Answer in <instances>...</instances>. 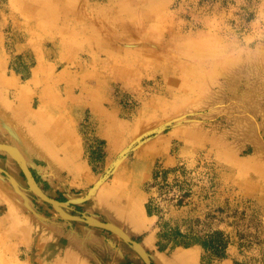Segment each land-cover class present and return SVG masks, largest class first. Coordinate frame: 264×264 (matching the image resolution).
Returning <instances> with one entry per match:
<instances>
[{"label":"rangeland","instance_id":"1","mask_svg":"<svg viewBox=\"0 0 264 264\" xmlns=\"http://www.w3.org/2000/svg\"><path fill=\"white\" fill-rule=\"evenodd\" d=\"M85 1L89 9L99 10L114 0ZM145 7L148 23L142 37L119 39L115 47L96 39L84 40L78 46H72L73 42L61 46L54 34L36 33L13 0H0V64L5 76L27 85L41 58L51 65L52 81H56L59 94L54 111L73 131L78 159L85 166L80 173L61 167L58 170L49 160L23 151L37 185L49 197L70 205L71 209H66L70 216L63 217L53 203L30 190L20 164H11V157L0 151L3 180L16 177L33 214L61 230L45 241L46 235L40 233L44 226L32 220L28 208L24 215L17 216L8 198L1 197L0 264H74L69 258L71 262H65L64 250L70 241L66 233L73 228L84 235L95 230L103 245L110 244L111 252L92 249L99 264H147L131 242L85 220L87 214L104 222L118 220L109 212L107 215L98 200L124 169L116 168L115 162L127 147L122 162L136 171L141 206L140 217L133 220L138 227L135 233H128L147 248L151 264H159L155 255L171 256L177 250L193 248H198L199 254L195 264H264V177L251 167H264L256 159L262 155L259 150L264 152V82L253 77L243 80L251 90V94L246 92V99L257 104L255 121L263 126L255 134L257 144L253 139L237 143L241 134L236 133L235 125L251 119H245V110L225 107L228 99L221 98L228 87L221 84V98L213 106H196L201 92L208 88L206 80L189 101L179 104L183 108L168 102L163 113L149 120L153 114L142 120L140 127L132 128L143 110L148 108L149 114L157 111L151 109L155 102L170 95L165 92V72L156 56L160 44L153 45L146 38L148 32L162 36L172 31L186 38L204 34L226 45L221 53V66L226 68L240 52H247L252 60L264 56V0H146ZM72 21L67 20L75 24ZM225 77L217 79L223 83ZM89 87L98 89L100 97L92 98ZM43 100L40 91L29 92L28 103L33 110L39 109ZM97 106L131 129L130 139L122 147L110 145ZM178 109L186 113L175 122ZM251 122L255 124L254 119ZM188 126L198 128L196 134H190ZM6 135L10 134H0V142L11 141ZM247 166L252 174L243 179L241 169ZM48 167L61 175L50 177ZM100 182L90 197V191L94 192ZM211 237L216 249L206 245ZM120 249L121 256L116 252Z\"/></svg>","mask_w":264,"mask_h":264},{"label":"bare ground","instance_id":"2","mask_svg":"<svg viewBox=\"0 0 264 264\" xmlns=\"http://www.w3.org/2000/svg\"><path fill=\"white\" fill-rule=\"evenodd\" d=\"M145 1L114 0L109 4H105L104 7H99L100 9L97 10L89 9L85 4V0H13L25 13L28 23L36 33L54 34V37L59 40L61 46H65L69 42H73L72 46H78L84 44V40L92 41L96 39L101 40L103 44L111 47H115V41L119 39L139 38L142 37L141 34L145 33V26L148 23L146 20L147 11ZM68 18L74 20L72 22L75 24L72 25L70 22H67ZM60 24L63 25L61 26ZM73 28L75 29L72 33H67L68 29ZM96 32L98 33L97 35L94 34ZM78 33L86 34L81 35ZM151 33L148 32L146 38H149L150 42H154L155 44L153 43V45L155 46L157 44L159 46L160 44V50H158L159 52H157L158 54L156 56H159L160 66L163 67V72H165H162L165 92L170 93L171 96L160 98L155 102L151 109L154 108L157 111L149 114L148 108L143 110L138 116L139 118L134 122L132 128L140 127L141 125L138 124L153 114L149 120L163 113L168 102L179 107L180 103L189 101V98L199 90H196V88H199V84L206 80L205 83L206 86L208 85V88L201 92L202 97L196 106H202L206 103H211L213 106L221 98V91L224 88L220 87L221 84L228 87L225 95L221 98L224 99L226 96L228 99L226 101L227 106L225 107H235L237 110H245L247 113V118L245 119H251V121L254 119L255 122L253 124L250 121L252 123L251 125L250 122L246 124L238 122L235 125L236 133L238 134L239 132L241 134V139L238 138L237 143H243L245 140L253 139L252 142L257 144L255 134H259L260 132L258 130L262 131L263 126L262 124H257L258 122L255 121L258 112L256 113L254 109L257 108V104L255 101L246 99V92L251 94V90L250 87L248 88L243 84V80L248 77H253L264 82V56H257L252 60L249 59L247 52H240L235 55L236 57L230 64H227V67L225 66L226 68H222L221 53L224 52L223 50L226 45L221 44L219 41H213L204 34L186 38L180 37V35L172 31H168L167 34H162V36H151ZM159 47L156 49H159ZM166 68H169V70L166 71ZM215 68L218 70L214 71ZM124 71L128 73L129 69L125 68ZM225 74V81L220 83L217 77L225 76ZM210 77L213 79L211 82ZM19 84L15 78H7L5 76L1 63L0 134L2 136L10 134L9 136L6 135V137L11 141L0 142V151L11 157V164L16 162L24 169L30 190L33 193L37 194L43 200L53 203L60 215L69 217L70 213L66 209H71L70 205L49 197L37 185L27 166V159L23 154V151H26L30 156L34 154L49 160L58 170L67 169L78 173L85 170L83 162L78 159V147H76V139L72 133L73 131L57 115V112L54 111V108L59 104V94L56 88L58 86L56 81H52L51 65L41 58L34 71L32 80L27 85ZM13 85L15 87L12 91L11 87ZM32 89L34 91H40L44 99L43 104L37 110H33L28 103L29 92ZM89 91L91 92L92 98L96 99V97H100L98 89L89 87ZM252 92L255 93L254 91ZM222 104L220 107H222ZM97 110L99 115L105 120V128L102 126V131L107 133L110 145L114 148L122 147L130 139L128 133L129 131L132 132L131 129L128 125L124 126L123 124L125 123L117 121L104 110L102 111L98 106ZM181 110L178 109L179 112L176 110L175 117L172 116L175 118V122L180 121L181 119L178 118L185 115L186 112L181 113ZM188 117L190 116H186V118ZM184 126L186 125H182L181 127ZM240 128H242L241 132L239 131ZM195 129L198 128L188 126L190 134H196ZM128 151L129 147L125 148L117 156L118 160L115 162V167L117 166L120 169L123 166L124 169L115 177L112 185L102 191L101 199L98 200L99 205H102L101 207L107 211L106 214L109 215L110 213L115 217V220L116 218L118 219L116 221L120 224L115 221L104 222L90 214L85 216V220L100 228L111 230L125 241L133 243L132 241L134 239L128 233L126 224L131 227H138L133 220L136 217H140L141 206L139 201L140 196L135 187L136 171L134 172V169H131V164H126V162L124 164L122 162L126 158ZM258 152H261L262 155L261 157H256V159L261 161V164L264 166V152L260 150ZM120 162L122 163L120 164ZM258 166V164H253L251 167L259 170L260 172L258 173L260 176L264 177V167L259 168ZM48 168L50 177L55 178L61 175L53 171L52 168ZM3 171V167L0 166V198L3 196L7 197L16 215H24L25 211L27 212L26 207L31 208V206L24 199V195L20 189L21 184L13 175L10 176L11 180H3L1 176V172ZM243 172L245 174L241 175L242 178L249 179L252 174L251 168L248 166L243 167L241 173ZM102 183L100 182L98 184L94 192L90 191V197L95 195ZM30 208H28V215L37 224L40 223V225L44 226V228L40 227L43 230H39L42 231L40 233L44 236L46 235L44 237L45 241H47L46 238L54 237L57 235V232H61L60 227L41 221L35 216L36 213L33 214ZM131 221L134 224L130 225ZM31 231L35 232L33 230ZM66 234L71 242L64 248L66 251L65 262L72 261L74 264H99L101 262L92 249L97 248L100 251H104V249L110 246V244H102V240L95 230H92L90 234L84 235L78 233L73 228L69 232L67 231ZM133 248L145 262L147 257L151 261L144 244L139 242L133 243ZM118 251H120V254L123 253L122 249Z\"/></svg>","mask_w":264,"mask_h":264},{"label":"crops","instance_id":"3","mask_svg":"<svg viewBox=\"0 0 264 264\" xmlns=\"http://www.w3.org/2000/svg\"><path fill=\"white\" fill-rule=\"evenodd\" d=\"M115 222H117V221H115ZM117 223H119V222H117ZM130 225H132V224H130ZM126 226L128 228V232L135 233L134 232V228L135 227L132 226L133 227L132 228L128 224H126ZM66 237H67V235H66ZM70 242L71 241H69V243ZM109 248H110V246L107 247L106 249H104V252H107V251L111 252V250ZM146 250H147V248H146ZM102 252L103 251H101V253ZM116 252L119 253L120 256L123 255V253L120 254V251H116ZM198 256H199V254H198V248H193V249H181V250H177V252H175L171 256H166V255L161 256L160 254L159 255H155V258H156V260H158L159 264H195L196 263V259L198 260ZM149 257H150V255H149Z\"/></svg>","mask_w":264,"mask_h":264},{"label":"trees","instance_id":"4","mask_svg":"<svg viewBox=\"0 0 264 264\" xmlns=\"http://www.w3.org/2000/svg\"><path fill=\"white\" fill-rule=\"evenodd\" d=\"M213 237H211V241H209L206 245H207V247L208 248H213V249H216V247H218V246H216V244H215V242H214V239H212ZM213 243V244H212ZM226 247V245H224L223 246V248H225ZM222 248V249H223Z\"/></svg>","mask_w":264,"mask_h":264},{"label":"water","instance_id":"5","mask_svg":"<svg viewBox=\"0 0 264 264\" xmlns=\"http://www.w3.org/2000/svg\"><path fill=\"white\" fill-rule=\"evenodd\" d=\"M56 201H57V200H56ZM132 242H133V243H137V241H135V240L132 241ZM133 243H132V244H133ZM149 260H150V259L147 257V258H146V263H147V264H151V261H149Z\"/></svg>","mask_w":264,"mask_h":264}]
</instances>
